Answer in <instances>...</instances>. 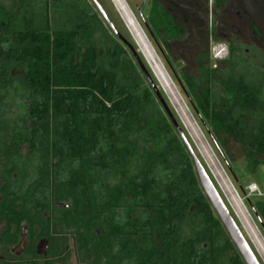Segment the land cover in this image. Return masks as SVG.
<instances>
[{"label":"trees","instance_id":"obj_1","mask_svg":"<svg viewBox=\"0 0 264 264\" xmlns=\"http://www.w3.org/2000/svg\"><path fill=\"white\" fill-rule=\"evenodd\" d=\"M103 8L137 50L120 20L121 26ZM161 8L152 0L142 15L155 40L162 37L172 43L176 25ZM179 32L183 36L187 31L180 28ZM138 56L263 264L144 58L140 53ZM169 56L173 58L171 48ZM226 65L225 69H213L209 54L204 52L201 59H194L195 72L180 71L186 90L174 75L171 78L181 85L188 107L207 137L212 140L214 136L217 146L230 144L223 157L228 176L264 235V198H247L244 183L230 167L240 157L245 159L249 174L255 175L264 167V91L255 94L250 80L237 75V65ZM15 69L22 71L21 77L14 75ZM23 146L29 148L30 156L42 161L38 167L41 178L53 177L52 183L61 191L59 200L68 201L61 194L73 192L60 185L94 188L114 184L122 193L114 214L118 216V208L123 211L124 202H129L126 215L132 217V231L141 233L147 239L146 247L154 252L150 263L184 264L186 257L188 264H245L138 64L90 0L0 3V164L10 167L13 158L23 163ZM26 159L21 168L27 171L31 157ZM18 166L5 174L9 180ZM47 183L38 181L41 186ZM127 193L129 200L125 199ZM7 206L16 212L11 202ZM78 214L74 202L59 215ZM156 240L161 246L154 244ZM134 241L140 246L139 239ZM161 252L163 259L157 262L155 255Z\"/></svg>","mask_w":264,"mask_h":264},{"label":"flooded vegetation","instance_id":"obj_2","mask_svg":"<svg viewBox=\"0 0 264 264\" xmlns=\"http://www.w3.org/2000/svg\"><path fill=\"white\" fill-rule=\"evenodd\" d=\"M157 1L176 25V39L172 43L159 38L164 51L158 40L155 44L165 59L171 58L169 48L173 43L196 37L203 44L207 35L208 44L221 47L220 57H213L218 60L214 67L237 60V75L250 80L255 94L264 91V0H213L210 8L206 0ZM180 28L186 29V35L180 34ZM200 49L196 59L204 54L205 49ZM20 155L23 163L31 157L29 168L24 170L23 163L13 158L9 166L19 164V168L12 173L11 180L5 176L10 167L0 164V264H154L150 263L154 252L146 247L147 239L132 231V217L126 215L129 202H124L123 211L119 207L120 214L115 216L116 205L120 204L116 200L122 193L114 189V184L94 188L60 185L61 189L70 187L73 192L61 194L68 201L59 200L61 191L52 183L53 177L47 179L45 175L42 179L38 172L40 158L30 156L27 146L21 148ZM39 180L48 183L41 186ZM130 196L125 194V199ZM10 202L15 205V213L6 207ZM74 202L80 214L59 215L73 207ZM135 239H139L140 246H136ZM154 244L161 246L157 240ZM162 259V252L155 255L157 262ZM174 260L177 261L176 256ZM183 262L188 264L186 257Z\"/></svg>","mask_w":264,"mask_h":264},{"label":"rangeland","instance_id":"obj_3","mask_svg":"<svg viewBox=\"0 0 264 264\" xmlns=\"http://www.w3.org/2000/svg\"><path fill=\"white\" fill-rule=\"evenodd\" d=\"M105 8H106V10H107V12L109 13V14H113L114 15V17H113V15H112V17L113 18H116V21H117V23L119 24V20H120V22H121V28L122 29H126L127 30V28H126V26L124 25V23H123V21L121 20V18H120V16H119V14L117 13V11H116V9L114 8V6H113V4H112V2L110 1V0H98ZM126 1V3L128 4V6H129V8L131 9V11L133 12V14H135V17L136 18H138V9L140 8V6L142 5V3H143V0H125ZM1 2H4V3H6V4H9V0H0V3ZM150 2H151V0H147L146 1V3H145V8L142 10V13H143V11L145 12V13H147V10H149V8H150ZM206 2H207V4H208V7L210 8V5L212 6L213 4V0H206ZM199 9V8H198ZM214 11H215V9H214ZM115 21V22H116ZM116 23V24H117ZM143 27V26H142ZM143 30H144V32H145V29H144V27H143ZM147 30V29H146ZM127 32H128V30H127ZM192 34H193V32L192 31H190ZM129 33V32H128ZM146 33V32H145ZM129 35H130V33H129ZM147 35V34H146ZM197 35V34H196ZM131 36V35H130ZM148 37V36H147ZM132 38V37H131ZM196 37H194V38H190V39H188V40H186V41H184V42H180V43H177V44H175V43H173V46H175L174 48H175V51L173 50V58L172 59H175V60H171V58H169L168 56V61H169V63H170V65L172 66V69H173V71H174V73L177 75V77L180 79V81L182 82V85H183V88H185V84H184V82L182 81V79H181V76H180V71H181V69H188L190 72H195V70H196V68H195V66H194V59H196V57H198V55L201 53V47H203L204 49H205V51H203L202 50V52H207L208 54H209V56H210V59H211V62H212V65H213V68H216V69H225V65H217V67H214V64H216V62L218 61L217 59H215V58H213L214 57V55H213V52H212V50L211 49H213V47L214 46H216L215 44L213 45L212 43H210V44H208V41H204L203 42V44H202V41H198V40H196L195 39ZM149 39V38H148ZM133 40V39H132ZM197 41V43H196V41ZM157 41V40H156ZM150 43H151V45L153 46V49L155 50V52H156V54L158 55V57H159V59H160V61H161V64H162V66L165 68V70H166V72L169 74V76H170V78H171V74H172V76L174 75L173 74V72H172V70H171V68L169 67V65H168V63L166 62V60H164L165 58L163 57V55H161L160 54V52H159V49H158V47L155 45L156 44V42H151L150 41ZM158 45L161 47V49H163V51L165 50L164 49V47H163V45L161 44V41L160 40H158ZM212 44V45H211ZM136 45V44H135ZM204 45V46H203ZM173 46H171V48L173 49ZM165 53H166V51H165ZM234 60H232V62H233ZM236 62H237V60L235 61V64H236ZM218 63V62H217ZM14 75L16 76V77H21V75H22V71L20 70V69H15L14 70ZM171 80H172V82H173V84H174V86L176 87V90H177V92H178V94H179V97H180V100L182 101V103H183V106L186 108V110H187V112H188V114H189V116H190V118H191V120L193 121V123L195 124V126H196V128H193L194 130L193 131H191V132H189L188 130V136H189V138H190V140L192 141V143H193V145H194V147L196 148V150H197V152H198V154L200 155V157H201V159L203 160V162H204V164L207 166V168H208V170H209V172H210V174L212 175V173H211V171H210V169H209V167H208V165L206 164V162H205V160H204V158H203V156L201 155V153H200V151H199V149H198V147L196 146V143L195 142H197V144L199 145V146H201V147H203V146H207V148H208V150L210 151V153H211V155L213 156V158H214V160H215V162H216V165L213 163V160H212V163H213V165L215 166V168L217 169V171L219 172V170L223 173V177L225 178V180L228 182V184H229V186L231 187V189L235 192V194L237 195V197H238V199H239V201L241 202V204L243 205V207H244V209H245V211H246V213L248 214V216H249V218H250V220L252 221V223H253V225L257 228V230L259 231V233L261 234V236L263 237V239H264V235L261 233V231L259 230V228L257 227V225H256V223L254 222V220H253V218H252V216H251V214H250V212H249V210L247 209V206L245 205V203H244V201L241 199V197L239 196V194L237 193V191H236V189H235V187H234V185H233V182L231 181V179L229 178V176H228V173H227V165H226V160H225V158H223V157H225V155H226V151H227V149L230 147L229 145V143H226V144H224V145H219V146H217L216 145V139L214 138V136H212L213 137V139L212 140H210L208 137H207V135L205 134V132L202 130V128L199 126V123H198V121H197V119H196V117L192 114V112L190 111V109H189V107H188V102H187V100H186V97H185V95L183 94V89L181 88V85L180 84H178V82L176 81V80H174V79H172L171 78ZM157 81V80H156ZM159 85V84H158ZM159 87H160V89L162 90V88H161V86L159 85ZM185 90H186V88H185ZM166 93V92H165ZM164 93V94H165ZM167 94V93H166ZM166 94H165V96H166ZM166 98H167V100H168V102H169V104H170V106H171V108L173 109V111L175 112V111H177L178 109L177 108H179L180 107V104L179 103H175L178 107L177 108H175V106H174V101H173V98L172 97H170V96H166ZM179 104V105H178ZM176 113V112H175ZM176 115H177V117H178V119H179V117H181L180 115H178L177 113H176ZM182 119V118H181ZM180 120V119H179ZM183 121V120H182ZM181 122V121H180ZM184 123V122H183ZM191 124V123H190ZM188 125V127H190L191 129H192V127H191V125ZM183 125V124H182ZM185 125V124H184ZM184 127V126H183ZM185 127H186V125H185ZM185 129V131H186V129H187V127L186 128H184ZM190 129V130H191ZM196 129V130H195ZM186 131V132H187ZM193 135V136H192ZM193 137V138H192ZM194 139H195V141H194ZM231 151H235L234 149L232 150V149H230ZM207 156H208V154H206ZM228 164H229V162H228ZM230 165V164H229ZM247 166V163H246V161H245V159L244 158H242V157H240L239 159H238V161L236 162V163H232L231 164V166L230 167H232V172L233 173H235L239 178H240V180L244 183V186H245V191L247 192V194H246V197L247 198H250V199H252L253 201H255V200H257L258 198H256V197H254V196H249V194H248V190H247V188L250 186V185H253V184H256L263 192H264V167H262V168H260L259 170H258V172H257V174H255V175H253V174H249V172H247L246 171V169H245V167ZM212 177H213V179L215 180V178H214V176L212 175ZM215 182H216V184L218 185V183H217V181L215 180ZM218 187H219V185H218ZM219 189H220V192L222 193V195H223V197H224V199H225V201L227 202V204H228V200H227V198L225 197V195H224V193H223V191L221 190V188L219 187ZM229 205V204H228ZM234 211V210H233ZM232 211V212H233ZM242 227V226H241ZM243 229V228H242ZM243 232L245 233V231L243 230ZM245 235H246V237H247V239H248V236H247V234L245 233ZM249 240V239H248ZM249 242H250V240H249ZM250 244H251V242H250ZM252 245V244H251ZM253 247V246H252ZM254 248V247H253ZM254 250H255V248H254ZM255 252H256V250H255ZM256 254H257V252H256ZM258 255V254H257ZM258 257H259V255H258ZM259 259L261 260V258L259 257ZM261 262H262V260H261ZM263 263V262H262ZM264 264V263H263Z\"/></svg>","mask_w":264,"mask_h":264},{"label":"water","instance_id":"obj_4","mask_svg":"<svg viewBox=\"0 0 264 264\" xmlns=\"http://www.w3.org/2000/svg\"><path fill=\"white\" fill-rule=\"evenodd\" d=\"M90 1L95 6L96 10L100 14L101 18L103 19V21L105 22L107 27L111 30V32L114 34V36L129 50V52L131 53L132 57L135 59L136 63L138 64V66H139L143 76L147 80L150 88L155 93L156 98L159 101L163 111L166 113V115L169 118L171 124L175 128L179 138L181 139L182 143L184 144L186 150L188 151V153H189V155H190V157H191V159L193 161L195 172H196L200 187L202 188V190H203L204 194L206 195L208 201L212 205L216 215L218 216V218H219L220 222L222 223V225H223L228 237L232 241L234 247L238 251V253L241 256L242 260L244 261L245 264H260V262L257 259L255 253L253 252L251 246L249 245V243L247 242V240L244 237L243 233L241 232L240 228L238 227L234 217L232 216V214L229 211L228 207L226 206V204L224 203L223 199L221 198L219 192L217 191V189L215 188L214 184L212 183V181H211L209 175L207 174L204 166L202 165L201 161L199 160V157L197 156V154L193 150L191 144L189 143V141L187 140L186 136L184 135V132L180 128L177 120L175 119V117L173 116L172 112L168 108L165 100L161 96L158 87L155 85V83L153 82L149 72L147 71V69L144 66V64L142 63V61L140 60V58L138 56V53H140L142 55V57L144 58L146 64L148 65L150 71L152 72L153 76L157 80L158 84L161 86V84L158 81L157 77L155 76L152 68L150 67V65L148 64L147 60L145 59L143 53H141L138 44L135 42V40L133 39L132 35L130 34L132 39H133V41H134V43L136 44V47H137V50H135L134 47L127 41V39H125V37L118 31V29L116 28V26L114 25L113 21L110 19L109 15L106 13L105 9L100 4V2L98 0H90ZM144 6H145V0L143 1V3L140 6V8L138 9V14L141 17V19L143 20L145 28L149 31L151 37L156 42L154 34L150 30L149 26L147 25L143 15H142V10H143ZM166 62L168 63L169 67L171 68L174 76L177 78V81L180 82L179 78L174 73L170 63L167 60H166ZM161 88H162L163 93H165V91H164L162 86H161ZM166 96H167V94H166ZM175 112L178 114L177 111H175ZM179 119L181 121V124H183L184 128H186L184 123H183V121H182V119L180 117H179ZM186 131H187V129H186ZM187 133H188V131H187ZM228 204H229V207L231 208V210L233 211V209H232V207H231L229 202H228ZM233 213H234V216L236 217L234 211H233ZM236 219H237V217H236ZM250 242H251L252 246L254 247V245H253L251 240H250ZM256 252H257V250H256ZM257 254H258V252H257Z\"/></svg>","mask_w":264,"mask_h":264},{"label":"bare ground","instance_id":"obj_5","mask_svg":"<svg viewBox=\"0 0 264 264\" xmlns=\"http://www.w3.org/2000/svg\"><path fill=\"white\" fill-rule=\"evenodd\" d=\"M110 1L112 2L114 8L116 9L123 23H125L124 25L126 26L128 32L132 35L133 39L138 44L141 53H143L145 59L147 60L150 67L152 68L155 76L157 77L164 91L167 93L168 96L173 98L175 108L178 107L175 103L180 104V107L177 108L178 109L177 112L181 116L180 118H182L184 124L187 127V130L189 132L193 131L194 130L193 128H196V126L191 120L186 108L183 106V103L180 100L176 87L174 86L169 74L166 72L165 68L162 66L158 55L153 49V46L151 45L139 21L135 17V14H133V12L129 8L125 0H110ZM189 124L191 125L192 129L188 127ZM195 143L201 155L203 156L206 164L208 165L212 175L214 176L219 187L223 191L225 197L230 203L232 209L234 210L239 223L243 227V230L247 234L248 238L252 241L255 249L257 250L259 254V257L264 263V239L263 237L261 236L257 228L253 225L243 205L239 201L237 195L231 189L228 182L223 177V173L220 170L218 172L215 166L213 165V163L216 165V162L213 156L211 155L210 151L208 150L207 146L201 147L197 144V142ZM206 154H208V156ZM211 159L213 160V163Z\"/></svg>","mask_w":264,"mask_h":264},{"label":"built area","instance_id":"obj_6","mask_svg":"<svg viewBox=\"0 0 264 264\" xmlns=\"http://www.w3.org/2000/svg\"><path fill=\"white\" fill-rule=\"evenodd\" d=\"M220 46L214 47L212 52L215 58H219L220 57ZM248 194L249 196H254L256 198H264V192L256 185H250L248 188Z\"/></svg>","mask_w":264,"mask_h":264}]
</instances>
